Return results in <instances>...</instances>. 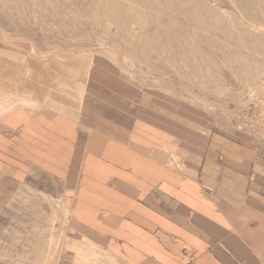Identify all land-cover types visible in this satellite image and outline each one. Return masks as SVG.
<instances>
[{
    "label": "crops",
    "instance_id": "obj_1",
    "mask_svg": "<svg viewBox=\"0 0 264 264\" xmlns=\"http://www.w3.org/2000/svg\"><path fill=\"white\" fill-rule=\"evenodd\" d=\"M91 83L76 113L1 119L0 264H43L60 240L64 264H264V149Z\"/></svg>",
    "mask_w": 264,
    "mask_h": 264
},
{
    "label": "rangeland",
    "instance_id": "obj_2",
    "mask_svg": "<svg viewBox=\"0 0 264 264\" xmlns=\"http://www.w3.org/2000/svg\"><path fill=\"white\" fill-rule=\"evenodd\" d=\"M108 1L0 0V121L25 105L77 110L91 75V88L148 107L181 132L264 149V0ZM62 248L60 240L58 257L43 264H64Z\"/></svg>",
    "mask_w": 264,
    "mask_h": 264
},
{
    "label": "bare ground",
    "instance_id": "obj_3",
    "mask_svg": "<svg viewBox=\"0 0 264 264\" xmlns=\"http://www.w3.org/2000/svg\"><path fill=\"white\" fill-rule=\"evenodd\" d=\"M72 1H73V0H72ZM105 1H106V0H105ZM107 1H108V0H107ZM115 1H116V0H115ZM172 1H173V0H172ZM192 1H193V0H192ZM108 2H110V1H108ZM125 2H126V0H125ZM148 2H149V0H148ZM169 2H170V1H169ZM193 2H194V1H193ZM199 2H200V1H199ZM94 3H95V2H94ZM114 3L117 4V2H114ZM158 3H159V2H158ZM173 3H174V2H173ZM201 3H202V2H201ZM203 3H204V2H203ZM110 4H111V2H110ZM150 4H151V3H150ZM199 4H200V3H199ZM134 5H135V4H134ZM38 6H39V5H38ZM141 6H142V5H141ZM173 6H174V4H173ZM178 6H179V5H178ZM130 7H131V6H130ZM138 7H139V6H138ZM143 7H144V6H143ZM143 7H142V8H143ZM207 7H208V6H207ZM110 8H111V7H110ZM131 8H133V7H131ZM210 8H211V7H210ZM214 8H215V7H214ZM218 8H219V7H218ZM178 9H179V8H178ZM92 10H93V9H92ZM111 10H112V9H111ZM135 10H136V8H135ZM173 10H174V9H173ZM207 10H208V9H207ZM131 11H132V10H131ZM136 11H137V10H136ZM175 11H176V10H175ZM183 11H184V10H183ZM204 11H205V10H204ZM33 12H34V11H33ZM124 12H125V11H124ZM125 13H127V12H125ZM188 13H189V12H188ZM72 14H73V13H72ZM189 14H190V13H189ZM142 15H143V14H142ZM185 15H186V14H185ZM190 15H192V14H190ZM159 16H160V15H159ZM159 16H158V17H159ZM194 16H196V14H194ZM192 17H193V16H192ZM196 17H197V16H196ZM199 17H200V16H199ZM199 17H198V18H199ZM118 18H120V17H118ZM146 18H147V17H146ZM161 18H162V17H161ZM189 18H190V17H189ZM193 18H194V17H193ZM232 18H233V16H232ZM80 19H81V18H80ZM126 19H127V18H126ZM127 20H128V19H127ZM199 20H201V18H200ZM216 20H217V19H216ZM134 21H135V19H134ZM197 21H198V20H197ZM167 22H168V21H167ZM120 23H121V22H120ZM127 23H128V21H127ZM169 23H170V24H174L173 21H172V23H171V21H170ZM191 23H192V22H191ZM194 23H196L195 20H194ZM146 24H147V23H146ZM162 24H163V23H162ZM167 25H168V24H167ZM167 25H166V27H167ZM174 25H175V24H174ZM194 25H195V24H194ZM235 25H236V24H235ZM158 26H159V25H158ZM171 26H172V25H171ZM175 26H176V25H175ZM148 27H149V26H148ZM168 27L171 28L170 26H168ZM169 28H168V29H169ZM174 28H176V27H174ZM136 29H137V28H136ZM155 29H156V28H155ZM197 29H198V28H197ZM199 29H200V28H199ZM199 29H198V30H199ZM201 29H202V28H201ZM203 29H204V28H203ZM203 29H202V30H203ZM158 30H159V28H158ZM158 30H154V33H155L156 31L158 32ZM169 30H170V29H169ZM194 30H195V29H194ZM204 30H205V29H204ZM159 31L161 32V29H160ZM164 31H165V30H164ZM177 31H178V30H177ZM207 31H208V30H207ZM97 32H98V31H97ZM157 32H156L155 34H157ZM160 32H158V33H160ZM201 32H202V31H201ZM205 32H206V31H205ZM165 33L168 35V33H167V28H166V32H165ZM179 33H180V32H179ZM236 33H237V32H236ZM155 34H154V35H155ZM161 34H162V33H161ZM161 34H159V35H161ZM169 34H171V33H169ZM172 34H173V33H172ZM177 34H178V33H177ZM194 34H195V33H194ZM253 34H254V33H253ZM154 35H152V36H154ZM181 35H182V34H181ZM211 35H212V34H211ZM243 35H244V34H243ZM155 36H156V35H155ZM157 36H158V35H157ZM162 36H163V34H162ZM162 36H161V37H162ZM169 36H170V35H169ZM213 36H214V35H212V37H213ZM161 37L158 36V38H161ZM167 37H168V36H167ZM171 37H172V36H171ZM171 37H168V39H170ZM177 37H178V38L180 37V39H181V36H178V35H177ZM199 37H200V36H199ZM212 37H211V38H212ZM156 38H157V37H156ZM174 38H175V36H174ZM183 38H184V37H183ZM183 38H182V39H183ZM213 38H214V37H213ZM236 38H237V37H236ZM242 38H243V37H242ZM257 38H258V36H257ZM168 39H166V40H168ZM200 39H201V38H200ZM237 39H238V38H237ZM243 39H244V38H243ZM254 39H255V38H254ZM18 40H19V39H18ZM146 40H147V39H146ZM151 40H152V39H151ZM153 40H154V39H153ZM166 40H165V41H166ZM171 40H172V38H171ZM185 40H186V39H185ZM213 40H214V39H213ZM244 40H245V39H244ZM259 40H260V39H259ZM158 41H159V39H158ZM175 41H177V38L175 39ZM252 41H253V40H252ZM133 42H134V41H133ZM170 42H171V41H170ZM181 42H182V41L179 42V40H178V45H179V43H181ZM209 42H210V41H209ZM215 42L217 43L216 40H215ZM244 42H245V41H244ZM254 42H255V41H254ZM138 43H139V42H138ZM151 43H152V41H151ZM162 43H163V42H162ZM192 43H193V42H190V44H192ZM210 43H212V42H210ZM216 43H215V44H216ZM149 44H150V43H149ZM170 44H171V43H170ZM176 44H177V43H176ZM185 44H186V43H185ZM225 44H226V43H225ZM139 45H140V44H139ZM163 45H164V44H163ZM166 45H167V43H166ZM186 45H188V44H186ZM192 45H193V44H192ZM210 45H211V44H210ZM220 45H221V44H220ZM151 46H152V44H151ZM164 46H165V45H164ZM167 46H168V45H167ZM167 46H166V48H167ZM176 46H177V45H176ZM194 46H195V48H197L196 45H194ZM226 46H227V45H225V46L223 45V46H222V49H223L224 47H226ZM137 47H138V45H137ZM153 47H154V46H153ZM160 47H162V44H161ZM172 47H173V45H172ZM183 47H184V46H183ZM211 47H212V46H211ZM220 47H221V46H220ZM228 47H230V46H228ZM140 48H142L141 45H140ZM176 48H177V47H176ZM213 48H214V47H213ZM134 49H137V48H134ZM147 49H148V48H147ZM147 49H146V51H147ZM155 49H156V47H155ZM180 49H181V48H180ZM183 49H184V48H183ZM183 49H182V50H183ZM186 49H188V48H186ZM197 49H198V48H197ZM214 49H215V48H214ZM132 50H133V48H132ZM140 50H141V49H140ZM161 50H163V47L161 48ZM168 50H169V49H168ZM182 50H181V51H182ZM195 50H196V49H195ZM199 50H200V49H199ZM226 50H227V49H226ZM228 50H229V49H228ZM134 51H137V50H134ZM142 51H145V50H144V47H143V50H142ZM149 51H150V50H149ZM152 51L154 52V50H152ZM152 51H151V52H152ZM172 51H173V50H172ZM196 51H197V50H196ZM201 51H202V50H201ZM234 51H235V52H238L239 50H234ZM155 52H156V51H155ZM155 52H154V53H155ZM168 52H170V51H168ZM175 52H176V51H175ZM202 52H204V51H202ZM224 52H225V51H223V55H225V54L227 55V53H224ZM138 53H139V52H138ZM142 53H143V52H142ZM179 53H180V52H179ZM188 53H189V52H188ZM191 53H192V52H191ZM198 53H199V52H198ZM204 53H205V52H204ZM204 53H203V54H204ZM229 53H230V52H229ZM231 53H232V52H231ZM239 53H240V52H239ZM201 54H202V53H201ZM233 54H234V53H232V55H233ZM235 54H236V53H235ZM241 54H242V53H241ZM157 55H158V54H157ZM167 55H168V54H167ZM185 55H186V54H185ZM193 55H194V53H193ZM199 55H200V54H199ZM206 55H207V54H206ZM221 55H222V54H221ZM229 55L232 57L231 54H229ZM229 55H228V56H229ZM142 56H143V55H142ZM180 56H182V54H181ZM188 56H189V55H188ZM202 56H203V55H202ZM202 56H201V57H202ZM210 56H211V55L209 54V56H204V58H205V57H208V58H209ZM230 56H229V57H230ZM236 56H237V55H236ZM168 57H169V55H168ZM184 57H186V56H184ZM201 57H199L200 59L198 58L200 61H202V59H203V57H202V58H201ZM225 57H226V56H225ZM225 57H224V58H225ZM243 57H244V55H243ZM171 58H172V57H171ZM174 58H175V57H174ZM177 58H178V57H177ZM182 58H183V56H182ZM195 58H196V57H195ZM226 58H227V57H226ZM257 58H258V57H257ZM145 59H146V58H145ZM147 59H148V58H147ZM183 59H184V58H183ZM196 59H197V58H196ZM198 59H197V60H198ZM210 59H211V58H210ZM228 59H229V58H228ZM168 60H169V59H168ZM211 60H212V59H211ZM211 60H210V62H211ZM247 60H249V59H247ZM258 60H259V58H258ZM258 60H257V61H258ZM184 61H185V60H184ZM187 61H188V60H187ZM190 61H191V60H190ZM212 61H213V60H212ZM229 61H231V59H229ZM253 61H254V62H257V61L254 60V58H253ZM260 61H261V60H260ZM176 62H177V61H176ZM188 62H189V61H188ZM203 62H204V61H203ZM206 62H208V61H206ZM235 62H237V61H234V63H235ZM239 62H240V61H239ZM239 62H238V64H239ZM251 62H252V61H251ZM251 62H250V63H251ZM259 63H261V62L258 61V64H259ZM263 63H264V62H263ZM263 63H261V64H263ZM235 64H236V63H235ZM251 64H253V63H251ZM175 65H176V64H175ZM217 65H218V64H217ZM239 65H240V64H239ZM256 65H257V63H256ZM176 66H177V65H176ZM240 66H242V65H240ZM250 66H251V65H250ZM257 66H258V65H257ZM262 66L264 67V64H263ZM246 68H247V67H246ZM247 70H248V69H246V73H247ZM196 71H197V70H196ZM211 73H212V72H211ZM248 74H249V72H248ZM252 75H253V74H252ZM216 77H217V76H216ZM202 78H203V77H202ZM228 87H229V86H228ZM228 91H229V90H228ZM24 101H25V103H26V102H30V101L27 100V99H24ZM56 102H57V101H56ZM58 103H60V102H58ZM60 105H62V103H60ZM60 105H58V106H60ZM72 105H73V104H72ZM72 105H71V106H72ZM73 106H74V105H73ZM79 107H80V104H77V108H78V109H79ZM57 108H58V107H57ZM78 109H77V110H78ZM77 110L72 109L71 111H73V112L76 113ZM64 111H69V110L65 108ZM31 112H32V111H31ZM58 242H59V241H58Z\"/></svg>",
    "mask_w": 264,
    "mask_h": 264
}]
</instances>
